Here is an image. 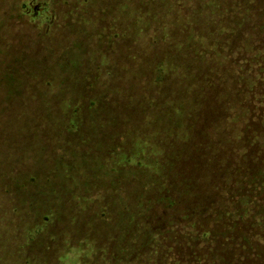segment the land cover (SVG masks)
Instances as JSON below:
<instances>
[{"label": "trees", "instance_id": "1", "mask_svg": "<svg viewBox=\"0 0 264 264\" xmlns=\"http://www.w3.org/2000/svg\"><path fill=\"white\" fill-rule=\"evenodd\" d=\"M63 1L68 8L63 24L55 27L50 0L0 1V33L23 16L42 17L45 34L50 33L39 48H24L0 68V77L16 82L0 101V147L15 135L20 136L16 147L26 140L46 142L25 130L30 126L47 127L51 139L64 141L48 147V166H33L44 149L14 174L0 162V190L11 197L12 211L17 212L19 200L11 195L9 181L18 171L29 184L20 196L26 195L31 221L41 219L51 227L44 246L49 254L18 256L11 264H150L158 250V236L148 222L153 205L162 200L168 176L190 144L231 42L252 26L250 42L264 43V0ZM119 15L127 18L125 28ZM122 48L126 56L103 65L107 51ZM59 67L67 69L55 72ZM106 79L109 93L104 95L100 89ZM95 114L100 126L112 118L114 130L97 142L78 139L79 131L95 124ZM68 115L72 127L66 137L76 134L65 140L57 132ZM81 216L85 232L79 234ZM254 232L251 224L238 229L241 255H247L237 264H264L248 254ZM102 250L109 251L108 263L99 261Z\"/></svg>", "mask_w": 264, "mask_h": 264}, {"label": "rangeland", "instance_id": "2", "mask_svg": "<svg viewBox=\"0 0 264 264\" xmlns=\"http://www.w3.org/2000/svg\"><path fill=\"white\" fill-rule=\"evenodd\" d=\"M50 4L55 14L53 26L63 24L62 13L67 11V1L50 0ZM118 21L125 28L127 18L119 15ZM46 26L42 17L31 20L23 16L10 20L0 33V68L6 67L24 48L32 44L39 48L43 39L50 35L45 34ZM243 35L249 39L248 43L242 40ZM254 36L255 28L250 26L228 47V58L206 95L203 110L192 129L190 144L169 174L162 200L153 205L148 222L158 236V250L150 264H237L240 256L247 255L245 252L241 255L237 232L250 224L255 226L257 237L253 239V251L248 253L253 255L249 257H257L264 263V43L250 42ZM118 51H107L101 59L103 65L126 56L123 48ZM126 64L121 62V65ZM65 69L67 67H59L55 72ZM108 79L101 85L104 95L109 93L105 85ZM15 83L12 77H0V101L14 90ZM97 116L95 114L92 119L94 123ZM112 123L113 119L108 118L105 126L98 122L86 126L79 131L78 139L90 138L97 142L105 132L114 130ZM30 127L25 130L36 133L46 142L31 144L26 140L25 145L16 147L14 141L20 136L15 135L12 142L0 147V162L6 164L11 174L24 168L29 159L37 158L39 149L44 150L39 152V159L33 166L43 167V162L47 166L52 164L48 159V147L54 148L53 145L64 142L51 139L47 127L44 130L39 126ZM71 127L68 115L61 121L58 137L68 136ZM74 132L71 131V136ZM28 169H31L30 164ZM18 171L17 179L9 181L11 195L19 200L17 212L12 211L11 197L0 190V264H11L13 258L17 261L16 257L22 255L49 254L44 246L49 240L47 230L51 227L47 228L41 219L31 221L28 206L23 204L26 195L23 196V192L20 196L29 184ZM41 171L44 172V168ZM83 218L76 219L79 234L85 232V224L80 225ZM65 225L69 231L70 223L66 221ZM57 250L55 246V252ZM102 253L103 260L100 259ZM102 253L98 258L105 262L109 251L102 250Z\"/></svg>", "mask_w": 264, "mask_h": 264}]
</instances>
